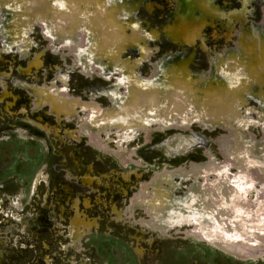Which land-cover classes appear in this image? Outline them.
<instances>
[{
  "label": "rangeland",
  "instance_id": "1",
  "mask_svg": "<svg viewBox=\"0 0 264 264\" xmlns=\"http://www.w3.org/2000/svg\"><path fill=\"white\" fill-rule=\"evenodd\" d=\"M208 1L223 16L235 12L242 18L235 16L227 25L226 17L207 15L201 0H189L176 24L183 28L185 18L190 17L203 22L194 43L189 44L171 40L164 33V26L178 12V0H138L136 7L130 5L131 0H0V264H264V251L250 259L237 258L204 238L193 227L195 223L164 231L154 226L152 215L144 208L133 205L136 197L154 195V181L165 171L171 176L162 181L163 188L181 183L188 191L198 183L206 191L212 190L211 182L216 179L212 167H204L203 174L192 172L193 162L200 166L209 161V156L214 157L216 165L222 163L229 174L264 169V77L254 80L256 70L264 72V62L254 74L250 71L259 56L264 57V0ZM135 23L141 26L136 28ZM251 25L259 29L257 47L263 46L259 51L244 40L243 27L249 31ZM158 29L159 36L154 35ZM21 42L28 46L20 50ZM235 44L246 46L240 58L235 54L227 57L226 50L237 48ZM77 47L83 48L82 53ZM171 52L181 59L164 58ZM78 54L85 55V61L77 60ZM220 57L230 63V71L211 77L210 61ZM187 58V69L204 79L196 90L205 93L193 99L176 82L173 91L179 96L175 93L173 103L182 111L171 114L168 108L156 117L155 106L150 105L145 110L146 118L131 124L139 130L136 136H130L133 130L121 126L117 118L128 117L127 101L136 98L138 91L132 79L125 77L120 83V77L134 71L139 78L151 79L159 70L162 80L157 77L153 87L168 79L178 81L181 75L174 69ZM171 65L174 67L168 68ZM231 70L245 73L237 72L228 83L226 76L234 77L229 74ZM258 82L260 86L255 85ZM109 87L118 89L110 92ZM40 90L63 93L70 102H78L77 108L71 114H56L50 102L38 106L41 94L36 92ZM230 92L233 98L228 96ZM210 96L226 97L227 107L249 102L243 107L248 108V114L221 109L219 114V109H212L208 102ZM153 97L158 99L159 95ZM258 98H263V104ZM114 102L120 103L116 111ZM123 102L126 105L121 107ZM133 110L130 113H135ZM90 111L100 116L95 123H90ZM236 116L238 120H230ZM172 124L179 128L170 129ZM229 131L234 138L238 135L239 145L227 158L219 142ZM38 173L40 182L31 193ZM185 175L189 177L183 179ZM260 186L246 194L253 206L261 203L257 199L263 196L264 187ZM257 204L261 216L264 209ZM76 216L85 222L71 230Z\"/></svg>",
  "mask_w": 264,
  "mask_h": 264
},
{
  "label": "bare ground",
  "instance_id": "2",
  "mask_svg": "<svg viewBox=\"0 0 264 264\" xmlns=\"http://www.w3.org/2000/svg\"><path fill=\"white\" fill-rule=\"evenodd\" d=\"M5 1V0H4ZM43 1V0H42ZM58 2H61L62 0H57ZM67 1V0H66ZM75 1V0H74ZM82 1V0H80ZM97 1V0H96ZM106 1V0H105ZM137 1L138 0H131L130 2V5L133 6V7H136L137 6ZM189 0H178V5H177V10L178 12L176 14H174V16L171 18V21H169V24L164 26V33L167 34L168 38H170L171 40H174V39H179L181 40V43H185V42H188L189 44H193V39L194 37H196L198 34V31L199 29H201L202 27V20H196L194 18H185L184 16L186 15H182V18L184 17L185 18V21L183 23V28H181V24H176V21L180 18V12H181V9L183 7H185V4L188 3ZM212 1V0H211ZM10 2V1H9ZM8 2V3H9ZM37 2V1H36ZM65 2V0H64ZM63 2V3H64ZM77 2V0H76ZM88 2V1H87ZM90 2V0H89ZM99 2V0H98ZM98 2H94V3H97ZM6 3V2H5ZM28 3V2H26ZM40 3V2H39ZM46 3V2H45ZM62 3V4H63ZM74 3V2H73ZM106 3V2H105ZM141 3V2H140ZM139 3V4H140ZM2 4V3H1ZM11 4V3H10ZM36 4V3H35ZM112 4H113V1H112ZM4 5V4H3ZM69 5V4H68ZM71 5V4H70ZM99 5V4H98ZM101 5V3H100ZM99 5V6H100ZM188 5V4H187ZM186 5V6H187ZM192 5V4H191ZM55 6V5H54ZM60 6V5H59ZM64 6V5H63ZM63 6H61V8H63ZM67 6V5H66ZM92 6H94L92 4ZM96 6V5H95ZM94 6V7H95ZM109 6V5H108ZM195 6V5H194ZM201 6L206 10V14L209 15V16H215L217 18H223V17H226V19H224L225 23H227V25L229 23H231V18L233 17H237V18H242V14H239V13H235V12H229V13H225V16H223V14L220 13V11L217 9V8H214L211 4V2H209L208 0H201ZM5 7V6H4ZM56 7V6H55ZM71 7V6H70ZM75 7V6H74ZM91 7V6H90ZM190 7V6H189ZM187 7V8H189ZM59 8V7H58ZM57 8V9H58ZM77 8V6L75 7ZM191 8V7H190ZM65 9V7L63 8V10ZM74 9V8H72ZM89 9V8H88ZM87 9V10H88ZM98 9V8H97ZM96 9V10H97ZM100 9V8H99ZM106 9V8H105ZM199 9V8H198ZM201 9V8H200ZM70 10V9H69ZM95 10V9H93ZM103 10V9H102ZM110 10V9H109ZM114 10V8H113ZM186 10V9H185ZM184 10V11H185ZM191 10V9H190ZM189 10V11H190ZM196 10V9H194ZM192 10V11H194ZM225 10V9H224ZM66 11V9H65ZM68 11V10H67ZM66 11V12H67ZM79 11V10H78ZM90 11V10H89ZM201 11V10H200ZM59 12V11H58ZM76 12V10H75ZM95 12V11H94ZM103 12V11H101ZM109 12V11H108ZM111 12V11H110ZM71 13V12H69ZM80 13V11H79ZM78 13V17H79V14ZM191 13V12H190ZM60 14V13H59ZM85 14H88V13H85ZM96 14V13H95ZM94 14V15H95ZM99 14V13H98ZM90 16V14H88ZM86 15V16H88ZM109 15V14H108ZM63 16V15H61ZM81 16V15H80ZM85 16V17H86ZM96 16V15H95ZM104 16V14H103ZM65 17V16H64ZM63 18H59V19H64ZM68 18H72V17H68ZM68 18L66 17V20H68ZM83 18V17H81ZM97 18V17H96ZM204 18V17H202ZM264 18V17H263ZM48 21H50V23L52 22V18L51 17H48L47 18ZM74 19V18H73ZM79 19V18H78ZM87 19V18H86ZM75 20V19H74ZM101 20V19H100ZM108 20V19H106ZM210 20V19H209ZM88 21V19H87ZM109 21V20H108ZM182 21V20H181ZM212 21V20H211ZM227 21V22H226ZM70 22V21H69ZM76 22V21H74ZM138 22V21H137ZM145 22V21H144ZM209 22V21H208ZM239 22V21H238ZM78 23V22H77ZM92 23V22H91ZM100 23V22H99ZM102 23V22H101ZM104 23V22H103ZM102 23V24H103ZM110 23V22H109ZM149 23V22H148ZM181 23V22H180ZM210 23V22H209ZM69 24V23H68ZM67 24V25H68ZM88 24V23H87ZM141 24H144V23H141ZM147 24V23H145ZM207 24V23H206ZM72 25V24H71ZM117 25V23H116ZM149 25V24H148ZM263 25H264V22H263ZM98 26V25H97ZM138 26H141L139 23H135L134 24V27H138ZM199 26V27H197ZM224 26V25H223ZM105 27V26H104ZM115 27V26H114ZM146 27V26H145ZM60 28V27H59ZM110 28V27H109ZM127 28V27H126ZM139 28V27H138ZM151 28V27H149ZM227 28V27H226ZM242 28V27H241ZM244 28V40H246V42L249 44L250 48H253V47H256L255 49H258V51L260 49H262V46L260 48L257 47V43H258V33L257 30H259L257 27H254V26H250L249 28V31H247V29ZM62 29V28H61ZM65 29V28H64ZM77 29V28H76ZM99 29V28H98ZM97 29V30H98ZM102 31L103 33L104 32V28L102 26ZM116 29V28H115ZM123 29V28H121ZM125 29V28H124ZM123 29V30H124ZM153 29V28H152ZM151 29V30H152ZM231 29V28H230ZM100 30V29H99ZM98 30V32H99ZM110 30V29H108ZM126 30V29H125ZM150 30V31H151ZM161 29H158L157 30H154V35L158 33V36H159V32H160ZM229 30V29H228ZM243 30V29H242ZM61 31V30H60ZM69 31V30H68ZM71 31V30H70ZM69 31V33H70ZM115 31V30H114ZM140 31V30H139ZM143 31V29L141 30ZM153 31V30H152ZM262 31V30H261ZM96 32V31H95ZM121 32V30H120ZM119 32V34H121ZM136 32V31H135ZM163 32V31H162ZM62 33V32H61ZM68 33V32H67ZM111 33V32H110ZM133 33V31H132ZM143 33V32H141ZM153 33L152 36H153ZM239 33V31H238ZM243 33V32H242ZM241 33V34H242ZM109 33H107L108 35ZM129 34V33H128ZM139 34V32H138ZM150 34V35H151ZM1 33H0V37H1ZM62 35V34H61ZM106 35V36H107ZM116 35V34H115ZM127 35V34H126ZM144 35V34H143ZM149 35V34H148ZM149 35V36H150ZM66 36V35H65ZM76 36H78V34H76ZM105 36V37H106ZM110 36V35H109ZM112 36H114V33H112ZM117 36H120L117 34ZM124 36V35H123ZM130 36V34H129ZM243 36V35H242ZM79 37V36H78ZM84 37V36H83ZM116 37V36H115ZM114 37V38H115ZM97 38V37H96ZM103 38V37H102ZM109 38V37H108ZM113 38V39H114ZM127 38V36H126ZM125 38V39H126ZM148 38V37H147ZM150 38V37H149ZM239 38V37H238ZM242 38V37H241ZM240 38V39H241ZM104 39V38H103ZM124 39V38H122ZM153 39L150 38V40ZM111 40V39H110ZM117 40V38H116ZM120 41V39H118ZM131 40L134 41V38H132ZM131 40L129 42H131ZM243 40V41H244ZM114 41V40H113ZM126 41V40H125ZM128 41V40H127ZM122 42V41H121ZM138 42V41H137ZM144 42H147L144 40ZM112 43V42H111ZM120 43V42H119ZM117 43V44H119ZM126 43V42H124ZM140 43V42H139ZM101 44V43H99ZM116 44V46H117ZM133 44V43H132ZM141 44V43H140ZM139 44V45H140ZM88 45V44H87ZM86 45V46H87ZM112 45L114 46V43H112ZM122 45V44H121ZM128 45V43H127ZM143 45V44H142ZM146 45V44H145ZM186 45V44H185ZM28 46L27 43H20L18 45L19 49L22 50V49H25L26 47ZM77 46V45H76ZM120 46V45H119ZM144 46V45H143ZM187 46V45H186ZM236 46V44H235ZM11 47V46H9ZM70 47V46H69ZM85 47V45H84ZM89 47V46H88ZM102 47V46H101ZM104 47V46H103ZM111 47V46H110ZM237 48L235 49H232V48H228L226 50V56L227 57H231L233 56L234 57V54L236 55L235 58H240V53L242 51V49H244L246 46H236ZM75 48V47H74ZM79 48V47H77ZM76 48V49H77ZM98 48V47H97ZM106 48V47H105ZM114 48V47H113ZM121 48V47H119ZM133 48V47H132ZM145 48V47H144ZM148 48V47H147ZM185 48V47H184ZM74 49V50H76ZM80 49V48H79ZM83 49V48H82ZM82 49H80L81 51L79 53H82ZM99 50H102L100 49V47L98 48ZM108 49V48H107ZM115 49V48H114ZM118 49V48H116ZM127 49H128V46H127ZM146 49V48H145ZM144 49V50H145ZM97 50V49H96ZM92 51V50H91ZM111 51V50H110ZM109 51V52H110ZM114 51V50H113ZM112 51V53H113ZM132 51V50H131ZM151 51V50H150ZM187 51V50H186ZM76 52V51H75ZM88 52V51H87ZM95 52V51H94ZM108 52V53H109ZM147 52V51H145ZM178 52V50H177ZM102 53V51H101ZM118 53V52H117ZM123 53V50L122 52ZM129 53V52H128ZM175 53V52H174ZM225 53V52H224ZM253 53V52H252ZM105 54V53H103ZM107 54V53H106ZM114 54V53H113ZM139 54V53H138ZM148 54V53H147ZM170 54H173V52L171 53H167V55L164 57L166 59L168 58H172V59H181L180 56H171ZM219 54V53H218ZM262 54V52H261ZM93 55V54H92ZM102 55V54H101ZM108 55V54H107ZM118 55V54H117ZM256 55V54H255ZM254 55V57H255ZM258 55V54H257ZM85 56V55H84ZM84 56L83 55H80L78 54L77 55V60H80V61H85L84 59ZM109 56V55H108ZM112 56V55H111ZM119 56V55H118ZM140 56V55H139ZM217 56V55H216ZM247 55H245L246 57ZM252 56V55H251ZM89 57V55H88ZM104 57L106 58V55H104ZM211 57V56H210ZM242 56V58H245ZM262 58V55L259 56ZM104 58V59H105ZM112 58H114L112 56ZM138 58V57H137ZM118 59V58H117ZM190 59V58H189ZM187 58V60L185 61H181V63L179 65H176V69H174V72L177 73V75H181V78L177 80H174V79H168L167 81H163L162 83H158L159 85L153 87V82L156 80V78L158 77L159 81H161V77H159V70L156 71V73L154 72L155 75H153L154 77H152L151 79H144V78H139L138 76H136L134 74V71L131 72V75H124L122 77H120V83L126 79V78H130L132 79L131 81H133V83L135 84L136 86V89L138 91L137 95H136V98L134 99H131V100H128L127 101V104L129 105V109H128V117H122L124 119H118L117 118V121L118 123H121L120 125H125V126H128L130 127L133 132H130L132 134H129L130 136H136V134L138 133V130L139 128H136L138 130L135 129V126L131 125L133 122H136L137 124H139L142 120H144L146 118L145 116V110L147 109L148 106L150 105H153L155 106V109H154V115L157 117H159V115L163 112L166 111V109L168 110V108L170 109V113L172 114L173 111H182V109L180 110V108L178 109L176 107V104L173 103V100H174V97L176 96L177 92L175 90V93H174V85L175 86H178L177 84L179 83V86L181 87V90L184 89V91L186 90L187 92L191 93V96L193 99L195 98L196 100L199 99L201 96H202V93H205V91L201 92V91H197L196 90V87H199V85L203 82V77L201 76V74H194L192 73L190 70L187 69V62L189 60ZM233 59V58H232ZM259 60L257 61L256 64H251L253 70H250L253 74L255 73V69L262 65V63L264 62V60H261L260 58H258ZM123 60V59H122ZM121 60V62H123ZM127 60V59H126ZM164 60V59H163ZM225 59L223 57H220V58H217L216 60H212L210 61V72H211V77L215 76L216 73H219L221 75H224V74H227V72L230 71V69L228 70L227 69V65H229L230 63H225L224 61ZM253 60V59H252ZM257 60V59H256ZM254 60V61H256ZM113 61V60H112ZM119 61V60H118ZM131 61V60H130ZM115 62V60H114ZM120 62V61H119ZM129 62V61H128ZM143 62V61H142ZM160 62V61H159ZM131 63V62H130ZM235 63V62H234ZM84 64V63H82ZM241 64V63H240ZM132 65V64H131ZM130 65V66H131ZM84 66L86 67L87 65L84 64ZM174 66L171 65L169 66L168 68H173ZM239 67V65H238ZM237 67V68H238ZM263 67V66H261ZM167 68V70H168ZM240 68V67H239ZM250 68V67H249ZM232 69V67H231ZM233 69H235L233 67ZM259 69V68H258ZM262 69V68H261ZM260 69V70H261ZM249 70V69H248ZM246 69V71H248ZM162 71V70H161ZM160 71V72H161ZM249 71V72H250ZM239 73L240 71L239 70H236V71H233L232 73V70L229 74H233L234 77H231L230 75H227L226 76V80L228 83L230 82L229 78H235V74L236 73ZM247 72V75L248 73ZM250 72V73H251ZM242 74L243 73V70L242 72H240ZM250 73H249V76H250ZM117 74V73H115ZM119 74V73H118ZM158 75V76H157ZM256 75V76H255ZM255 77H254V80L257 79L258 81L260 80L259 78H263L264 77V72H260L258 71L257 73V70H256V73H255ZM120 76V75H118ZM126 77V78H125ZM251 77V76H250ZM208 78V77H207ZM252 78H250V81H251ZM253 81V80H252ZM176 82H178L176 84ZM255 82V81H254ZM118 83V82H117ZM242 83V82H241ZM125 85V83H123ZM250 85V84H248ZM247 85V86H248ZM256 86H260L259 85V82L258 84L255 83ZM110 89V92L113 91V87H109ZM205 88H207L205 86ZM218 88V87H217ZM239 88V87H238ZM258 88V87H257ZM106 89V88H105ZM118 88L116 87L114 89L113 92H116ZM221 89V87H220ZM180 90V91H181ZM206 90V89H205ZM237 90V89H236ZM262 90V89H260ZM179 91V90H178ZM263 91V90H262ZM225 92V91H224ZM238 92V91H237ZM237 92H235L234 94H236ZM42 93H44L45 95L41 97V95H43ZM161 93L164 94L161 95ZM222 93V92H221ZM262 93V92H261ZM36 94L39 96V94H41L39 97L41 98L40 101L41 103L38 104V106H41L43 104L44 101L46 102H50V106H51V110L56 112V114H65V113H69L71 114L76 108H77V105L75 103H78L76 102V100H74L75 102H70L65 94L63 93H58V92H55V91H37ZM126 94V93H125ZM124 94V95H125ZM154 94H158L159 97L158 99L154 98L153 95ZM183 94V93H182ZM223 94V93H222ZM227 94V93H226ZM257 94V93H256ZM256 94H252L253 97L256 98ZM179 96V94H177ZM206 96H208V93L205 94ZM219 95V94H218ZM231 95V92L228 96ZM238 95V94H237ZM255 95V96H254ZM112 96H115L114 93L112 94ZM189 96V95H188ZM227 96V97H228ZM236 96V95H235ZM222 97V95H221ZM219 98L217 96H210L209 99H208V102L210 104H212V109H219L218 112L221 110H226L229 112L231 111L232 114L236 113L237 115L240 113V114H245L244 112L247 111V109H244L243 110V107L245 106H248L247 103H243L242 105H235V106H231V107H227L225 106V104H227L222 98ZM233 98V96H230ZM261 97H262V94H261ZM179 97H177L178 99ZM183 98V97H182ZM239 98V97H238ZM184 99V98H183ZM259 101L263 98H258ZM126 100V99H124ZM231 100V99H230ZM235 100V98H234ZM233 100V101H234ZM257 100V99H256ZM261 100V101H262ZM222 101H224V103H222ZM240 101V100H239ZM242 101V100H241ZM248 101V100H247ZM164 103H167L164 104ZM199 103V102H198ZM207 103V102H206ZM235 103V101H234ZM233 103V104H234ZM120 104V103H118ZM118 104L117 102H114L113 103V106H114V111H116L118 109ZM126 105V102H123V104L121 105V107L125 106ZM203 104V103H202ZM262 104H263V101H262ZM82 105V104H81ZM89 105V103H88ZM201 105V104H200ZM203 105H206L205 103ZM201 105V106H203ZM228 105V104H227ZM210 106V105H208ZM132 107V108H131ZM206 107V106H205ZM95 108V107H94ZM126 108V107H125ZM132 109H134L133 111L134 112H131L130 113V110L132 111ZM178 109V110H177ZM205 109V108H204ZM203 109V110H204ZM251 109V107H250ZM249 109V110H250ZM97 110V109H96ZM122 110V108H121ZM125 109H123L124 111ZM258 110V109H257ZM110 111V110H109ZM126 111V110H125ZM192 111V109H191ZM103 112V111H102ZM205 112V111H204ZM210 112V111H209ZM217 112V110L215 111V113ZM225 112V111H222V113ZM111 113V112H109ZM192 113V112H191ZM208 113V112H207ZM213 113V112H212ZM248 114V111L246 112ZM114 114V112H113ZM220 114V112H219ZM218 114V115H219ZM246 114V115H247ZM104 115V114H103ZM231 115V113H230ZM121 116H124V114H122ZM188 116V115H187ZM90 117H91V121L90 123H95V121L100 118L99 115L95 114L94 112H91L90 111ZM102 117V115H101ZM108 117V116H107ZM106 118V117H105ZM103 119V118H102ZM237 119V116L236 117H233L231 118L230 120L232 121H235ZM248 119V118H247ZM229 120V119H228ZM238 120V119H237ZM179 122V121H178ZM177 122V123H178ZM208 123V122H207ZM106 125V124H105ZM162 125V124H160ZM170 126V125H169ZM187 126V125H186ZM170 129L172 128H179L178 125L176 124H172L171 127H169ZM168 128V129H169ZM114 129V128H113ZM117 129V128H116ZM227 129V128H226ZM224 130V129H223ZM129 132V130H127ZM228 131V129H227ZM124 132V131H123ZM231 131H229V134L228 135H225L223 138H220V148L221 150H223L224 152V156L228 158V154L229 152L232 150V149H235L238 145H239V141L237 139L238 135H234L235 138L232 136V132L230 133ZM244 137V136H242ZM245 140V137L242 138ZM243 140V141H244ZM234 155V154H233ZM264 155V154H263ZM208 158V157H207ZM235 159V156L233 157ZM264 158V157H263ZM233 159V160H234ZM237 159V158H236ZM204 160V159H203ZM208 162L204 164V162L199 166L197 165L196 162H193L194 164V168H192V172H196V171H199V173H204V167H212V171L216 172V176H215V180L211 182V184H213V188L212 190H209V191H206L202 186L200 187V185L197 184H194V185H191V188L187 191H184V189L181 187V183H173L171 184L169 187L167 188H163L161 186V183L162 181H166L168 180V178L171 176V174L167 171H165L164 173H161L159 174V176H157V178L155 179L154 181V189H155V193L154 195H147V196H140V197H136L134 198V202H133V205H137V208L140 207V208H144V210L147 211V213H149L150 215H152L153 217V224L154 226H158L160 229L164 230V231H168L169 229H171L172 227H175V226H183V225H188V224H191V223H195L194 224V228L196 230H199L201 231V233L203 234V237L208 239L210 242L214 243L215 245H217L219 248H221L224 252H227L229 254H232L233 256L237 257V258H242V259H250V258H253L255 257L256 254H259L261 252L264 251V210L262 212V219H261V216H260V213L258 212L257 210V207H256V204L253 206L252 203L253 201L251 202L249 200V198L246 197V194L249 192L251 193V189H255L253 187H255L257 184L261 185L260 187H264L263 183H264V169L260 167V170H253V171H250V172H247L246 170V173L245 172H236L233 173V174H229L227 169H224L225 167H223L222 169V163H220V165H216L215 164V161H214V157L213 156H209L208 158ZM231 160V159H230ZM240 161V160H239ZM232 162V160H231ZM238 162V159L236 161V164ZM242 162V161H241ZM233 163V162H232ZM235 164V163H234ZM239 165V164H238ZM236 166V165H235ZM242 166V165H241ZM245 167V166H244ZM256 167V166H255ZM228 168V167H227ZM237 168V166L235 167ZM258 167H256L255 169H257ZM238 169V168H237ZM241 169V168H240ZM244 169V168H243ZM247 169H250V168H247ZM176 170V169H175ZM180 170V169H179ZM251 170V169H250ZM183 171V170H182ZM209 171V170H208ZM207 171V172H208ZM210 171V172H212ZM249 171V170H248ZM206 173V172H205ZM221 173L223 174V176L221 175ZM190 174V173H189ZM213 174V173H212ZM40 176H41V173H38L33 181H32V184H31V188H30V192L31 193H34L35 192V189L38 185V183L40 182ZM189 177V175H185L183 176V179H187ZM257 177H262L263 179L262 180H258L256 179ZM210 183V182H209ZM190 185V184H189ZM210 185V184H209ZM188 186V185H187ZM181 189H183V191H181ZM201 190V191H200ZM251 191V192H250ZM262 192L264 190H261ZM243 194H242V193ZM262 192H258L260 193V195L262 194ZM178 193H182L184 194L183 196H176V194L178 195ZM236 193H237V197H234L236 196ZM218 194L220 195V197H218V199L220 198V200L218 199H215L214 196ZM232 195H234L232 197ZM259 194L257 196V198H260ZM263 196H264V193H263ZM261 197V199H257L258 201H261V203H259V205L257 204L258 207H261L262 209H264V197ZM256 201V200H255ZM254 204V203H253ZM143 206V207H142ZM261 208H258V209H261ZM252 215V216H251ZM240 220V221H239ZM244 221L245 224H243L242 222ZM80 222H85V220L81 219L79 216H76L75 218H73V221H72V224H71V227L70 229L71 230H74V229H77L78 227V224ZM23 225L26 226V222L25 221H22ZM85 224V223H84ZM251 235L252 238L250 239H247L245 238L246 236H249Z\"/></svg>",
  "mask_w": 264,
  "mask_h": 264
}]
</instances>
